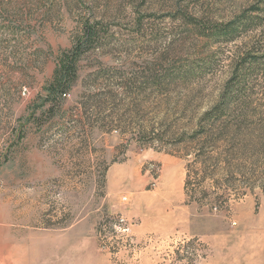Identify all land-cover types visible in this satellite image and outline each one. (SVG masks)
<instances>
[{"label":"rangeland","instance_id":"obj_1","mask_svg":"<svg viewBox=\"0 0 264 264\" xmlns=\"http://www.w3.org/2000/svg\"><path fill=\"white\" fill-rule=\"evenodd\" d=\"M261 1L0 0V264H264L262 52L229 85L234 127L204 180L202 144L177 141L264 51V26L227 41L213 22Z\"/></svg>","mask_w":264,"mask_h":264},{"label":"trees","instance_id":"obj_2","mask_svg":"<svg viewBox=\"0 0 264 264\" xmlns=\"http://www.w3.org/2000/svg\"><path fill=\"white\" fill-rule=\"evenodd\" d=\"M261 4H264V0L260 2ZM261 10L263 9L258 7L252 6L248 10H244L241 12L235 19L227 21V22H213V25L211 26V35L219 36L224 39L233 40L234 37L237 36L238 33L248 31L249 29H257V27L264 26V14H260ZM85 38L83 41L80 39L78 40V43L75 44V46L69 51L61 55L58 61L57 68L54 72L52 80L47 84L46 91L47 96L46 98L51 100L54 105H58V102H61L63 100V97L66 96L69 91L72 89L73 84L75 83L77 79V63L79 56L82 52V45L84 43H87L89 46H92L95 44V41L97 39V34L95 32H85ZM225 40V41H226ZM264 42L259 47L263 46ZM253 52H247V54L242 57L239 61V66H242L241 68H236L234 75L230 79V83L226 86L225 91L220 97V100L218 103H216L212 108L207 110L204 113L203 119L200 122L199 128L195 130L190 136H185L186 134L182 135L180 138L177 139L178 142H191L202 144V146L197 147L195 150V160L201 159V173L202 180H204V177L206 178L208 175L207 171L210 170L211 165L208 164L210 160L213 159L211 153H215V151L219 148H222L224 146L216 145L215 143H211L213 139L218 137L219 135L226 134L229 130L231 131L234 126L228 124V118L227 116L230 115V100L235 98V95H232L229 90V85H231L233 82L238 80V83L242 82L244 80V77L246 76V73H244L247 69L246 62L248 57L252 55H256V53L262 52L263 56H260L257 54L255 56V60H253V65H257V67L264 65V51L261 49H253ZM244 67V68H243ZM251 69L257 68L249 66ZM242 69V70H241ZM240 74L239 79H237V74ZM233 81V82H231ZM233 111V110H232ZM237 129H240V124H237ZM201 139V140H200ZM201 141V142H200ZM214 141V140H213ZM219 167V165L217 164ZM227 167V165H226ZM214 170L212 172H216L217 170H221L220 172H225L227 169H218L217 167L213 168ZM198 173V172H197ZM200 173V172H199ZM191 170L188 168V175L185 183V189L187 191V194L189 197L193 196L195 194L191 195ZM195 190V189H193ZM208 192L207 190H205ZM205 192V193H206ZM219 204V203H218ZM214 210H220L222 205L219 204L212 206Z\"/></svg>","mask_w":264,"mask_h":264}]
</instances>
